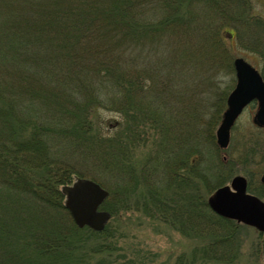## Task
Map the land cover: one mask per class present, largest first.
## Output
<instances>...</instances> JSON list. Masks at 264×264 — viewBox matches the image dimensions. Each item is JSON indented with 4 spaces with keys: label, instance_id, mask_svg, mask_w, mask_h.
Instances as JSON below:
<instances>
[{
    "label": "trees",
    "instance_id": "obj_1",
    "mask_svg": "<svg viewBox=\"0 0 264 264\" xmlns=\"http://www.w3.org/2000/svg\"><path fill=\"white\" fill-rule=\"evenodd\" d=\"M247 1L0 0V264H118L114 230L78 228L63 205L60 186L76 175L108 190L101 208L111 219L120 210L158 204V218L210 234L200 237L204 261L240 264L234 237L241 224L213 213L204 194L244 172L248 191L264 199V187L252 184L264 168V153L255 148L260 139L249 136L242 145H252L225 161L204 148L192 115L197 108L187 113L189 102L180 99L177 114L191 124L188 151L168 153L151 171L133 164L135 157L121 148L144 136L145 122L165 118L176 97L167 87H178L200 63L204 74L220 71L223 77L220 90L216 85L208 94L214 111L206 127L215 117L219 121L215 100L225 105L234 83L233 56L222 33L241 22L251 30L249 20L239 21ZM252 29V38L264 45V24ZM100 109L121 115L113 132L102 131ZM235 145L228 150L234 153ZM160 149L163 156L169 151ZM214 159H220L218 173ZM207 172L213 179L206 182ZM154 175L161 176L159 184ZM175 190L178 199L166 195ZM129 193L133 204L125 202ZM54 216L60 221L51 222Z\"/></svg>",
    "mask_w": 264,
    "mask_h": 264
},
{
    "label": "rangeland",
    "instance_id": "obj_2",
    "mask_svg": "<svg viewBox=\"0 0 264 264\" xmlns=\"http://www.w3.org/2000/svg\"><path fill=\"white\" fill-rule=\"evenodd\" d=\"M218 2V1H217ZM246 4V11H239V21L249 20L251 26L264 24V0H248ZM220 5V3H219ZM246 25L239 26L238 28L226 27V31L223 30L222 36L229 47L231 54L233 57H243L246 61H248L251 65H253L259 72L264 71V45L262 42L256 41L255 38H252L253 29L248 32V28L244 29ZM248 27V26H247ZM174 28V26H173ZM230 33H229V32ZM248 32V33H247ZM220 33V29H219ZM229 33V34H228ZM237 35L240 36L239 41L237 40ZM248 35L249 39H246ZM219 36V35H218ZM217 36V39H219ZM220 40V39H219ZM262 40V38H260ZM258 42V43H257ZM257 43V44H256ZM204 64L200 63L195 68H193L192 72H186L187 76L183 74L182 78L179 80V86L176 88L167 87V91L176 92V97L171 100L172 105L166 107L165 118H158L156 123L153 122H145L144 123V136H136L133 141V145L128 147V142L125 143L126 147L123 145L121 149L125 150V154H130V156H134L135 160L133 164L143 163L147 166L148 169L157 171L158 165H160L162 159L165 160V156L173 155L179 149L188 151V144H191V132L188 130L189 124L188 121H185L182 116L184 113L181 112V116L177 114L176 105H179V109H181L180 104L177 101L182 99H187L189 102V108L187 113H192L190 106H196L197 110L192 113L196 124L199 125L200 130L202 131L201 137L204 143V148H212L215 150L214 155L216 154L219 158L223 160H228L230 157H234L235 154L238 153V150H242L244 147L248 149L252 143L250 144L248 141L242 145L244 141L249 136L254 138H258L259 143L255 147L260 152L264 153V129L258 130L257 127L252 123V117L256 110V104L254 102L248 104L238 117L231 130L232 136L235 137L233 142L230 139L231 144L236 143V150L234 153L228 148L225 151L220 153V150H216L211 144L209 140L212 136L213 140L211 142L215 143V130L218 125L216 122V117L211 120V125L207 128L206 124L210 117V114L214 111L212 104V97L208 94L215 90L214 86L218 87L220 90V79L221 84L222 78L220 76V71H213L209 75L204 74L203 70ZM164 71H162L163 73ZM264 73V72H263ZM165 75V74H164ZM208 75V76H207ZM166 76V75H165ZM234 77V74H233ZM229 82V81H228ZM227 82V83H228ZM234 84V83H233ZM147 90H143L142 93L146 94ZM180 96V97H177ZM217 95V91H216ZM176 98V99H175ZM159 99V98H155ZM169 99V98H168ZM159 104H163L162 102H157ZM191 104V105H190ZM203 105V106H202ZM206 105V106H205ZM208 106V109H207ZM215 107L220 108V110L224 109L225 105H218L215 100ZM170 110V115L167 113ZM179 113V111H178ZM170 116V117H168ZM99 119L102 121L101 129L107 134L113 132V126L117 121L122 120L121 115L114 111H104L99 110ZM187 119V116H185ZM189 120V118H188ZM198 120V121H197ZM199 122V124L197 123ZM189 125V126H188ZM200 125L204 127L201 128ZM186 126V127H185ZM184 129V130H183ZM192 129V128H191ZM204 129V130H203ZM190 133V135H189ZM190 136V137H189ZM140 138H144L142 141ZM165 140L164 144L163 141ZM256 140V139H255ZM184 142V146L180 145L181 142ZM211 145V146H210ZM216 145V143H215ZM165 146L167 153L163 156L160 154V148ZM244 146V147H243ZM190 147V146H189ZM240 150V151H241ZM157 151L159 154H157ZM88 155V154H86ZM189 155V154H186ZM86 156L83 155V159ZM188 160L189 157H188ZM192 161V160H191ZM190 161V162H191ZM207 160L203 158V164H206ZM218 162V172H220V159H214L212 161L213 164ZM189 163V162H188ZM263 164V163H262ZM207 165V164H206ZM137 167L136 165H134ZM187 167V165H186ZM200 168L202 170V165L200 164ZM264 170V168H262ZM185 172V170H182ZM178 172V171H177ZM209 174V172H207ZM211 173L214 171L211 170ZM205 175L204 180L207 182L208 178L213 179L211 174ZM237 174H242L249 179V176L244 174V172H238ZM235 175V174H234ZM185 180L189 175H183ZM231 175L230 177H232ZM78 175L73 176L72 181ZM90 178L89 176H82ZM154 180L159 182V179H162L161 176H155ZM228 177L225 180L227 183L230 179ZM92 179V178H91ZM128 179H124V183L122 181L121 184H126ZM71 181V182H72ZM249 181V180H248ZM70 182V183H71ZM146 183V182H145ZM196 183L201 185V182L196 179ZM224 183V184H225ZM68 184V183H67ZM157 184V185H158ZM252 184L257 186L259 183V175L252 180ZM146 185V184H145ZM150 185V184H149ZM253 185V186H254ZM130 184H127L126 187H129ZM148 186V184H147ZM61 187V186H60ZM176 187V186H175ZM178 187V186H177ZM213 187V186H212ZM145 188V187H144ZM150 188H154L153 186ZM186 189V188H185ZM174 190V189H173ZM178 190V189H177ZM188 190V188L186 189ZM212 189L209 193L204 194L205 199L207 200L208 195L213 191ZM144 191L141 190L140 192ZM176 191V190H175ZM189 191V190H188ZM139 192V193H140ZM177 194H173L168 192L166 195L169 197L177 196L179 197V192L176 191ZM187 192V191H186ZM206 193V192H205ZM132 195L129 193L128 196L125 197V202L128 204H133L134 199H131ZM176 198V197H174ZM140 205L137 207L139 208ZM158 204H153V209L146 205L143 208L135 209H125L120 210V212L115 216V218L108 220V224L111 230H114L115 234L118 238L117 245L119 248L116 250V259L118 264H220L210 260L206 257L205 261L201 257V253L204 252V243L200 242V237H207L210 234L199 233L194 229L188 227L187 225H181V222H173L165 221L163 218H158L156 216ZM55 217V216H54ZM60 218V217H59ZM55 217L50 220L51 222H58L60 219ZM110 222V223H109ZM49 223V222H48ZM72 223H74L72 221ZM172 223V224H171ZM181 223V224H180ZM50 224V223H49ZM52 226V225H51ZM58 227L57 225H55ZM81 227V228H85ZM89 228V227H87ZM84 232V230H81ZM98 232V231H97ZM92 238V237H91ZM235 238V248L236 254L235 257L238 258L240 264H263L262 254H263V237L259 235L256 231L248 226L241 225L237 227V233ZM93 241L91 239L88 240V244L93 246L90 242ZM111 242V239H109ZM238 245V246H236ZM85 252V249L78 250V253Z\"/></svg>",
    "mask_w": 264,
    "mask_h": 264
},
{
    "label": "water",
    "instance_id": "obj_3",
    "mask_svg": "<svg viewBox=\"0 0 264 264\" xmlns=\"http://www.w3.org/2000/svg\"><path fill=\"white\" fill-rule=\"evenodd\" d=\"M235 85L226 98V108L215 131L216 144L224 148L229 142V132L242 108L252 99L257 100L253 122L264 126V81L259 72L242 57L233 59ZM264 185V172L260 176ZM64 206L79 228L87 226L101 231L110 213L99 209L108 192L90 178L77 177L71 184L61 187ZM207 204L218 215L251 225L264 234V202L246 192V180L234 176L229 184L214 189ZM264 262V251H263Z\"/></svg>",
    "mask_w": 264,
    "mask_h": 264
}]
</instances>
